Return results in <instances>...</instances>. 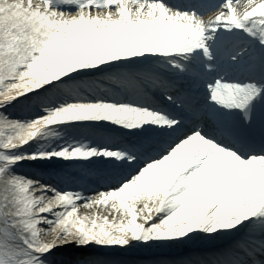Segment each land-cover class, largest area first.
Here are the masks:
<instances>
[{
    "label": "bare ground",
    "instance_id": "1",
    "mask_svg": "<svg viewBox=\"0 0 264 264\" xmlns=\"http://www.w3.org/2000/svg\"><path fill=\"white\" fill-rule=\"evenodd\" d=\"M76 5L79 6L78 11L71 15L64 12L66 11L64 8L67 9L68 7L67 5L62 4L61 7H58L53 0H0V38L2 35L1 32L6 31L5 35L9 33L10 25H18L21 29L24 26L37 28V37L35 40L37 48L40 49L39 47H41L43 51L41 58L45 64L44 70L50 67L57 68L59 65H65L71 71V74L68 75L66 70V76L58 73L53 80L49 81V84H52L56 88L64 86L69 91L68 95H66L67 98L59 100L58 103L63 102V106L69 103L70 105L67 106H69L70 111H73L74 115L79 113L87 115L78 116V120H87L89 123H112L120 126L123 125V127L133 123L136 124L137 128L147 125L149 121L148 119L144 120L137 112L131 113L129 116L121 115L117 118L112 115L109 118L110 120L106 122V109L110 108L116 111V108L114 109V107L107 104L111 97H106L105 99L94 93L91 96L92 103L85 101L84 99L87 98H83L84 96L78 95L77 97L75 92L84 89L83 84L80 82V78L82 77L77 76L80 74L78 71L76 72V70H79L78 67L84 70V73L91 72V70L95 72L101 69L105 72L110 71L114 74L106 76L111 78L110 82L115 87H119L123 84L124 79L127 78L129 73L132 72L136 74L147 69L148 72L159 71L163 73V69L165 68L171 70L169 63L158 58L170 57L175 54H185L186 56L198 55L197 60L193 64L202 68L205 74L212 75L220 65H223V61L225 60V55L219 58L215 53L230 38L236 39V37L240 36L237 32L225 33L223 25H232L233 23L234 25H238V28H245V31L249 32V38L253 37L257 41L254 57L244 63L243 70L247 71V69L252 70L255 67L259 68L264 66V37L262 38L264 34H259V29L264 28V0H241L237 1V3H229V7L224 4L221 12L230 9L229 14L217 12L210 18L196 15L189 16L185 13L181 14L176 12L174 6L171 4L165 5L147 0H114L113 2H108L107 0H83L76 3ZM191 7H194V5ZM12 9H14L13 12ZM247 14L250 16L255 15L261 21L256 22V25L252 21L247 26ZM235 20L237 23L234 22ZM243 34L240 38L244 36ZM200 42H202V46H199ZM49 51H51V54L56 59L48 58ZM213 59H215V63ZM91 66L94 67V70ZM119 67H122L123 70H119ZM72 70L75 71L72 72ZM33 73L37 74V71L35 70ZM251 78L254 80L256 76L252 75ZM191 81L193 82V91L205 89L204 84L200 80L191 79ZM201 87L203 88L200 89ZM51 89V86L45 87L43 96L41 97L43 101L53 100V96L50 95ZM258 89L259 87H254L252 92H247V90H240L229 86L223 94L226 97V102L219 107L216 106L213 109L214 112H211V117L218 119L220 127L224 126V128H228L229 116L235 109L231 105L236 104L237 106H241ZM63 91L66 94V90ZM199 106L206 108L204 104H199ZM190 118L191 116H186L184 120L188 121ZM162 124L163 122L157 120L154 122V127ZM38 128V125L32 126L26 122L19 123L16 120H5L0 115V129L12 134L14 138L23 136L28 132L37 134ZM55 128V132H64V137H67L68 134L70 135L68 138L73 137L76 141L79 140L80 143L89 142V144L105 148L104 152H99V147H97L98 149L92 150H88V147V149L79 152L78 150L80 148L74 146L72 147V152L69 154L68 147L63 148L58 153L59 156L68 154L69 158L67 160L71 162L70 164L74 165L75 170L85 175H89L87 169H85L87 163L89 164L88 168L91 167L103 172L104 165L102 166L100 164L110 156L109 151L118 148L116 144L96 140L89 133V127L84 124L58 125ZM55 128L50 129V131L53 132ZM168 129L166 126H162L154 131L148 129L141 133L125 134H131L138 138L144 135L151 137L150 135L154 134L169 133ZM195 139L198 140L199 146L207 147V154L203 161H198L187 172L184 167L186 166V161L190 159L188 155L189 147L187 145H181L172 156L148 164L147 168L135 180H132L133 182H138L139 185L148 182L150 186L151 195L148 197L149 199L146 198V200L141 201L142 208L145 211L150 208H156V199L161 197L163 193H167L166 186L170 182H175L172 189L176 191L173 195H169L160 215L165 214L169 218L174 216L172 213L176 210V215L187 216L192 213L191 211L188 213L185 210L189 205L191 207V204L194 203L193 198L189 194L194 196L196 194L199 195L196 197L199 200L201 199V192L203 190L205 191L203 194H225L228 190L239 186L230 166L225 164L218 156L223 153H219V150L217 151L214 147L209 146L203 137H195ZM220 139L222 143L226 144L222 138ZM224 154L229 159V162H231V167L241 174L240 176H247L252 184L264 193V166L259 159L249 160V163H244L245 160L241 158L239 153H237V156L229 151H224ZM201 156H204V154H201ZM42 162L45 164L42 166H50L51 164L61 163V160ZM107 162L114 171L116 169L121 171L125 166L126 168H130L134 164H137L135 161L128 162L125 160L123 158V152H120L118 158L109 159ZM33 164V159L29 158L22 165L23 167H27ZM90 172L92 173L91 170ZM180 172L181 176L177 177L176 174ZM37 173L33 175L30 171L27 172L26 169H23L21 174L16 175L15 179L18 181L13 186L19 188V194L21 195L16 203L18 205L26 203L31 210L32 222L36 223L41 221L44 226L54 225L48 218H45V215L47 213H53L57 209H60L58 213L61 216L65 212H69L70 208L73 209L72 211L77 210L74 214L81 211L83 214L95 216L97 211L111 213L112 208L109 205L113 201L117 203L137 204L135 200L141 195L139 192V195L134 197L135 200L130 201L128 196L131 195L129 198L133 196L134 183L127 184L128 181H123L124 185H121V181L113 180L112 173L104 172L101 178L109 182V185L106 188L99 186L103 190L102 193L97 194L98 188L96 187L91 192L83 190L81 192L82 195L72 196V191L84 187V184L81 183L78 187H74L75 189H71L70 187L65 188L67 191H64L65 195L59 196L55 195L54 191L44 187L46 185L42 179H37V177L40 178V174L38 173L39 176H37ZM6 178L0 184L2 190L6 186H10ZM194 180H196V183H193ZM84 183L87 185V181H84ZM117 186H120L118 190L116 189ZM178 187L179 189L184 187L186 189L184 191L180 190L176 194ZM170 191L173 192L172 190ZM242 191L245 196L252 197L250 192H246L243 188ZM191 199L192 201L188 202ZM199 201L201 202L202 200ZM44 204H48V207L44 208L43 213H40ZM64 204L66 205L64 206ZM180 204H183V206L188 204V206L186 208L182 206L177 207ZM123 214L127 217H132L134 223H137L139 216H143V213L136 214L135 212L131 213L125 210H123ZM246 216L239 223L229 220L219 224L217 222H210L209 220L203 221L205 232L194 241V246L198 247L200 251L204 250L206 246L210 247L213 244L222 242L225 243L224 246L216 252L223 258L226 255L232 258L237 253L232 248L238 245H245L247 249L239 257L247 258V261H249L252 250H255V252H264V218L252 219L251 217L253 215ZM179 218L176 217V219ZM84 229H88L87 226ZM124 229L128 230V228ZM240 230H244L242 234H240ZM78 232L81 233L80 229ZM234 236H239L238 240L231 241V237ZM258 237L263 238L259 239ZM46 240L44 239L43 241ZM63 240L57 242L56 240H51V246L48 247V251L44 253V256L37 259L38 262L41 264H73L74 260H70L71 256L74 254L77 255L78 252L70 251V246L63 244L68 241L66 239ZM75 240L77 239L72 238V241ZM122 240L124 238L118 240L115 246L119 248H114L113 250H122L124 255L128 257L119 264H125L124 262H127L131 256H137V250L127 247L126 243ZM95 245L98 250H103V245H99L98 243H95ZM196 253L191 256V260H196L201 257H196ZM42 260L45 261L43 262ZM80 261L82 260L80 259ZM96 264H103V261H98ZM188 264L193 263L189 261ZM213 264H221V262L216 260Z\"/></svg>",
    "mask_w": 264,
    "mask_h": 264
},
{
    "label": "rangeland",
    "instance_id": "2",
    "mask_svg": "<svg viewBox=\"0 0 264 264\" xmlns=\"http://www.w3.org/2000/svg\"><path fill=\"white\" fill-rule=\"evenodd\" d=\"M13 10L14 9H12V12ZM69 13L74 14L75 12ZM36 29L32 26H24V28L21 29L18 25H10L9 33L5 35L6 31L1 32L2 35L0 38V115L4 117L5 120H16V122L19 123L26 122L32 126H39L37 134L28 132L18 138H14L12 134L0 129V184L5 177H7V182L10 184V186H6L4 190L0 188V264H41L37 259L44 256V253L48 251V247H50L52 243L51 240H56L57 242L60 240L64 241L63 239L68 241L63 244L69 245L70 251L78 252L77 255L70 252L74 254L72 256L70 255V260H74L73 264H96L98 261H103V264H119L128 257L124 255L122 250H113L114 248H119L115 246L121 238H124L122 241L126 243L127 247L137 250V256H131L127 262H124L125 264H178L182 263V261L176 262V260L171 258L189 250L192 239L195 240L203 235L205 232L203 221L209 220L210 222H217L219 224L229 220L239 223L246 215V217H248L253 213L258 217H263L264 193L260 192L252 183H249V187L248 184L245 185L243 181L240 182V178L235 175L234 177H237L236 181L239 186L228 190L225 194H203L205 192L203 190L201 192V199H199L202 200L200 202L196 198L199 195L196 194L194 196L188 193L194 201L191 207L190 205L188 206V204L185 206L180 204L178 206L185 208L188 206L185 210L188 213L190 211L192 213L187 216H182L180 214V216L176 215V210L172 213L174 216L170 218L168 216L164 217L163 215L161 220L157 219L156 222L152 221V219L159 216V209L163 204L158 197L155 202L158 210L150 208L145 211V209L142 208L141 201L150 197V186L148 182H144L142 185L136 182L133 186V196L129 198V196H131L129 195L128 199L130 201L133 200L140 192L141 195H139L136 200L134 199L138 205L135 203H117L113 201L111 205H109V207L112 208L111 213L97 211L95 216L83 214L81 211L74 214L77 210L72 211L73 209L71 208L69 212L67 211L61 216L58 213L60 209H57L55 212L45 215V218H48V220L56 226H44L41 221L33 223L29 206L26 203L20 205L16 203L21 195L19 194V188H15L13 185H16L18 181L15 179L16 175L21 174L23 169H26L27 172L30 171L33 175L38 172L40 178L37 177V179H42L46 185L44 187L54 191L55 195L59 196L65 195V192H67L65 187L76 186L80 183L79 178L81 175L75 170L74 165L70 164L71 162L67 160V158H69L68 154L72 152V146L78 144L79 140L76 141L73 137L68 138L70 136L68 134L67 137H64V132H55V127L72 123H86L92 127V129H89L90 132L99 129L102 133H106L107 130H110V127H112L114 133H116L115 129H119L113 124H108L110 127L103 128L97 123H89L87 120H78V116L87 115L81 113L74 115L73 111H70L69 106H67L70 105L69 103L63 106V102H56L53 104V101H39L38 98H35V95H43L42 92L46 86H51V95L54 96V99L60 100V98L57 97L63 98V95L66 94L62 90L65 89L61 87L56 88L52 86V84H49V81L53 80L58 73L65 75L68 72V75L71 74L70 69L65 65H59L60 67L57 66V68L50 67L44 70L45 64L41 58V53L43 51L41 47H39L40 49L37 48L35 40L37 37ZM50 54L51 51L48 53V58L51 57L52 59H56L55 56ZM166 61H170L173 66L178 67L181 71L186 66L184 58L181 56L175 59L169 57ZM91 68L94 70V67L91 66ZM78 69L79 70H76V72L78 71V73H80L79 75H83L84 78L86 77V85L88 87V90L79 93L90 96V89H96L101 94H103V91L109 93L111 98L116 100L114 102L116 111L110 108L105 111V116L107 117L106 122L110 120L109 118L112 115L117 117L139 111H149L144 108V106L141 107L136 102L132 101L136 99L144 101V98L146 96L148 97V95H146L147 93L139 98L138 92L132 95L127 90L112 89L110 87L104 88V77L92 76L89 73L88 75L90 76H85V71L81 70L80 67H78ZM35 70L37 74L33 73ZM73 71L75 70H72V72ZM227 74V72L220 73L221 78H219V80L222 79V77H229ZM239 78H242L241 74H239ZM99 80L101 82H98ZM131 80L133 82H130L131 84L127 82V87L132 88V85L139 86L140 83L134 82L133 77H131ZM154 82L164 87V94H168L169 100L178 101L176 94H173L174 88L172 85L164 80L161 81L156 78ZM218 82L226 84L223 80ZM145 85H147V83ZM181 91L184 94L182 88ZM160 100L164 102V99ZM212 101H214V99H212ZM88 103H92V101L88 100ZM175 111L176 110L173 109L168 110L171 114ZM150 116H153V114L151 113ZM52 128H55L53 132L50 131ZM98 135L100 140L109 141L112 144L119 141V144L126 145L129 149V157L131 158H134L132 153L133 155L135 153V156L136 154L137 156L142 155L140 154V149L136 147L135 141L129 138V136L118 134L114 135V138H112V136L107 137V133L101 134L100 132ZM136 142L138 146L139 141ZM88 145L89 144L86 143L79 144L80 150L88 148ZM66 147H68V154L59 156L58 153ZM93 148L94 146L90 145L89 149ZM103 149L104 148H100V150ZM114 157L115 155H113L111 159ZM29 158H32L33 163H36V165L33 164L23 167L22 164ZM58 160H61V163L42 166L45 165L42 161ZM189 164L190 162L186 164L187 168H189ZM106 168L108 169L109 167ZM92 172L96 175V177L93 175L90 178L89 184L92 186L87 185L81 189H76L72 191V196L76 197L82 195L81 192L84 189H93L94 187L100 186L101 183L107 187L106 181L103 179L102 181L99 180L100 172L95 169H92ZM38 173L37 176H39ZM242 188L245 189L246 192L247 190L250 191L252 197L245 196ZM180 190L184 191L183 188ZM180 190H178L176 194L179 193ZM65 197L68 198L67 196ZM165 199L166 196L164 195L163 200ZM191 201L192 199L188 202ZM65 205L66 204H64V206ZM47 207L48 204H44L40 213H43L44 208ZM123 210L131 213L135 212L136 214L143 213V216H139L137 223H134L132 217H127L123 214ZM176 217L180 218L176 219ZM251 218L253 219L254 217ZM85 226H87L88 229H84ZM124 228H128V230ZM79 229L81 233L78 232ZM122 229L124 230L122 231ZM46 235H48V237H46ZM72 238L77 240L72 241ZM44 239L47 240L43 241ZM95 243L103 245V250H98ZM149 255H152V257L147 258ZM164 257L169 258L165 263ZM80 259L82 261H80ZM42 261L44 262L45 260Z\"/></svg>",
    "mask_w": 264,
    "mask_h": 264
}]
</instances>
